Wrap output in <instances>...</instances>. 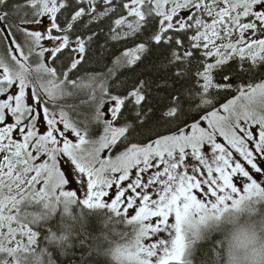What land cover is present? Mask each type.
Instances as JSON below:
<instances>
[{"label":"snow or ice","instance_id":"snow-or-ice-1","mask_svg":"<svg viewBox=\"0 0 264 264\" xmlns=\"http://www.w3.org/2000/svg\"><path fill=\"white\" fill-rule=\"evenodd\" d=\"M252 198L264 0H0V264L64 240L30 205L107 207L118 264H180L193 214Z\"/></svg>","mask_w":264,"mask_h":264},{"label":"trees","instance_id":"trees-1","mask_svg":"<svg viewBox=\"0 0 264 264\" xmlns=\"http://www.w3.org/2000/svg\"><path fill=\"white\" fill-rule=\"evenodd\" d=\"M29 215L39 227L56 222L57 233L63 241L53 243L51 237L40 245L41 264H57L55 256L66 264H118L115 251L134 236V227L122 215L107 208H86L79 204L66 211L62 205L44 209L30 205ZM249 217L264 216V198ZM223 222L206 227L195 241L186 242L180 264H220ZM56 249L53 253L50 249Z\"/></svg>","mask_w":264,"mask_h":264},{"label":"clouds","instance_id":"clouds-1","mask_svg":"<svg viewBox=\"0 0 264 264\" xmlns=\"http://www.w3.org/2000/svg\"><path fill=\"white\" fill-rule=\"evenodd\" d=\"M253 203L244 200L218 216L211 214L209 219L223 222L220 264H264V216L247 215Z\"/></svg>","mask_w":264,"mask_h":264},{"label":"rangeland","instance_id":"rangeland-1","mask_svg":"<svg viewBox=\"0 0 264 264\" xmlns=\"http://www.w3.org/2000/svg\"><path fill=\"white\" fill-rule=\"evenodd\" d=\"M262 199L263 198H252L251 200L254 201V203L250 207L248 212H251L252 207H254ZM103 208H107V207H103ZM107 209H109V208H107ZM109 210H111V209H109ZM192 221H198V215L197 214H193V217L191 218V221L187 222L183 226L184 247H185L186 242H189V240L190 241H195L199 237V235L202 233V231L206 227H208L209 225H211V224L216 225L217 223L222 222V221H214L212 219H205L202 222H196V223H193Z\"/></svg>","mask_w":264,"mask_h":264}]
</instances>
